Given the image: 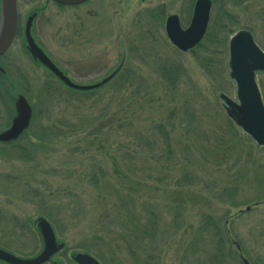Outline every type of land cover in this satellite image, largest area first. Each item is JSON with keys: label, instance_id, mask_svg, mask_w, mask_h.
Instances as JSON below:
<instances>
[{"label": "rangeland", "instance_id": "rangeland-1", "mask_svg": "<svg viewBox=\"0 0 264 264\" xmlns=\"http://www.w3.org/2000/svg\"><path fill=\"white\" fill-rule=\"evenodd\" d=\"M231 3L214 4L211 22L225 9L235 16L229 40L251 31L264 50V0ZM194 5L17 0L0 80L27 96L33 117L22 149L0 144V247L38 251L44 217L66 251L86 250L101 264H264V147L229 124L220 99L236 100L229 41L193 54L166 34L170 15L188 27ZM33 11V36L73 82L125 71L96 90H70L26 49ZM256 81L264 102V73ZM7 98L2 91L0 131L12 121ZM219 231L229 240L223 256Z\"/></svg>", "mask_w": 264, "mask_h": 264}, {"label": "water", "instance_id": "water-1", "mask_svg": "<svg viewBox=\"0 0 264 264\" xmlns=\"http://www.w3.org/2000/svg\"><path fill=\"white\" fill-rule=\"evenodd\" d=\"M63 6H78L89 0H51ZM213 0H197L193 15L187 28H183L178 15H170L166 20V34L171 43L183 52L190 51L204 39L211 16ZM37 12L33 11L26 20V47L32 58L49 69L65 86L77 91H92L110 82L118 73V69L102 81L82 85L73 82L45 53L35 41L32 28ZM18 27L17 0H0V57L11 47ZM230 78L235 82L236 100L225 94L220 95L230 119L259 147H264V102L256 81L258 72L264 73V51L255 41L253 34L247 30L235 33L229 41ZM6 89V88H5ZM12 106L10 126L0 131V144L19 140L28 133L32 117L33 105L22 93L15 95L6 89ZM247 207L242 212H248ZM36 226L43 240V250L31 259L21 258L0 247V261L7 264H47L55 253L60 251L63 243H58L50 222L40 217ZM79 264H100L92 256L79 253L75 256ZM245 264H248L244 260Z\"/></svg>", "mask_w": 264, "mask_h": 264}, {"label": "trees", "instance_id": "trees-1", "mask_svg": "<svg viewBox=\"0 0 264 264\" xmlns=\"http://www.w3.org/2000/svg\"><path fill=\"white\" fill-rule=\"evenodd\" d=\"M224 0H213V5L216 4L217 2H222ZM233 3H231L233 6H241L242 4H244L246 1L248 0H232ZM222 12H220L218 14V16L216 17L215 21L213 22H210V25H209V28H208V31L206 33V36L205 38L203 39V41L197 46L195 47L193 50H191V52L193 54L199 52L198 50H202V51H205V52H210V50H208V45L211 44V43H218L220 45H227L228 44V41H229V36L231 35V31L229 30V24H233L235 23V16L229 12H227L225 9H222L221 10ZM161 14V11L159 10L158 12V15ZM228 20V22H227ZM18 32V31H17ZM199 54H202L204 55L202 52H200ZM208 54V53H207ZM204 58V57H203ZM201 58V59H203ZM200 59V58H199ZM212 60L209 59L208 62H211ZM207 60L204 59V63L207 65L208 64ZM178 67L176 66H173L172 67V70H170V72H172V75L174 74V76H176L178 74ZM125 70L121 69L120 72L117 73V75H115V77L113 79H115L116 77L119 76V74H121V72H123ZM54 76V75H53ZM4 78V77H2ZM112 79V80H113ZM111 82V81H110ZM109 82V83H110ZM5 88V85L4 83H1V80H0V96H2V91L4 93H6V89ZM71 90V89H70ZM9 91V90H8ZM10 92V91H9ZM80 92V91H79ZM82 92V91H81ZM11 93V92H10ZM8 97V96H7ZM9 100V97L7 98ZM10 102V100H9ZM12 107V106H11ZM11 115V112L9 114V118H10ZM12 118V117H11ZM229 124L231 126H234L236 125L232 120L229 121ZM237 126V125H236ZM238 127V126H237ZM29 131V130H28ZM27 138V136H22L20 138V140L18 141H15V142H11L10 144H6L5 146H9L10 148H18V149H22L21 148V145H20V142ZM207 220H209L210 218L207 217L206 218ZM205 227H207V225L205 224ZM217 234L220 236V239H219V242H218V245H217V250L218 252L223 256V252H224V245H225V241L227 242V244H229V240L227 239H224L226 236L225 233H220L217 232ZM221 234H222V237H221ZM243 250V249H242ZM239 256V255H238ZM238 258V257H237ZM241 256H239V260H240ZM219 263V262H218ZM241 263V262H240Z\"/></svg>", "mask_w": 264, "mask_h": 264}, {"label": "flooded vegetation", "instance_id": "flooded-vegetation-1", "mask_svg": "<svg viewBox=\"0 0 264 264\" xmlns=\"http://www.w3.org/2000/svg\"><path fill=\"white\" fill-rule=\"evenodd\" d=\"M25 34V33H24ZM32 34H33V32H32ZM34 37V36H33ZM34 39H35V37H34ZM35 41H36V39H35ZM37 42V41H36ZM38 44V43H37ZM39 45V44H38ZM40 46V45H39ZM41 47V46H40ZM42 48V47H41ZM26 49H27V47H26ZM43 49V48H42ZM44 50V49H43ZM45 51V50H44ZM46 53V52H45ZM6 54V53H5ZM47 55H48V53H46ZM3 56V55H2ZM1 56V57H2ZM49 56V55H48ZM0 57V58H1ZM54 62V61H53ZM55 63V62H54ZM41 65V64H40ZM41 66H43V65H41ZM44 67V66H43ZM1 72H3V71H1ZM49 221V220H48ZM50 222V221H49ZM50 224L52 225V223L50 222ZM52 227H53V229H54V226L52 225ZM38 229V228H37ZM38 232H39V230H38ZM54 232H55V235H56V238H57V240H58V243H63L64 244V247L60 250V251H58L57 253H55L54 255H53V257L51 258V260L49 261V263H47V264H79L76 260H75V256L77 255V254H79V253H85V254H88V255H90V256H92L93 258H95L96 259V257H94L92 254H90L89 252H87L86 250H74V251H66L67 250V244L63 241V240H61L59 237H58V235H57V232H56V230L54 229ZM37 241L39 242V249H38V251H36V252H34V253H32L31 255H27V256H22V255H19V254H17V253H15V252H12V251H10L11 253H13V254H15V255H17V256H19V257H21V258H25V259H31V258H34V257H36V256H38L40 253H41V251L43 250V246H44V244H43V240H42V238H41V235H40V232H39V237H38V239H37ZM3 249H5V248H3ZM7 250V249H6ZM7 251H9V250H7ZM99 263H100V261L98 260V259H96ZM0 264H7V263H5V262H2V261H0ZM101 264V263H100Z\"/></svg>", "mask_w": 264, "mask_h": 264}, {"label": "bare ground", "instance_id": "bare-ground-1", "mask_svg": "<svg viewBox=\"0 0 264 264\" xmlns=\"http://www.w3.org/2000/svg\"><path fill=\"white\" fill-rule=\"evenodd\" d=\"M42 67H43V66H42ZM43 68H45V70L48 71L49 74L53 75V73H52L49 69H47L45 66H44Z\"/></svg>", "mask_w": 264, "mask_h": 264}]
</instances>
